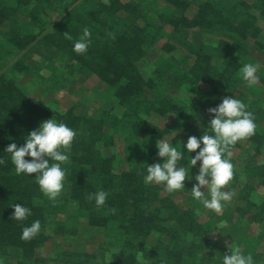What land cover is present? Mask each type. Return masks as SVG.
Instances as JSON below:
<instances>
[{"label":"trees","instance_id":"trees-1","mask_svg":"<svg viewBox=\"0 0 264 264\" xmlns=\"http://www.w3.org/2000/svg\"><path fill=\"white\" fill-rule=\"evenodd\" d=\"M230 95L255 131L230 146L234 195L220 213L191 196L199 161L181 190L146 184L156 140L176 133L182 149ZM51 117L75 131L55 200L2 152ZM0 160V264H221L225 242L264 264V0H0ZM15 203L31 215L12 219ZM34 220L40 231L21 239Z\"/></svg>","mask_w":264,"mask_h":264},{"label":"clouds","instance_id":"clouds-1","mask_svg":"<svg viewBox=\"0 0 264 264\" xmlns=\"http://www.w3.org/2000/svg\"><path fill=\"white\" fill-rule=\"evenodd\" d=\"M90 36L89 29L84 27L80 38L73 42L72 50L77 54L85 53L91 43ZM257 68L255 64H243L241 77L248 86L257 83ZM207 112L210 119L206 126L200 125L204 128L203 132L199 137L189 135L183 143V151L172 142L176 133L170 138L156 140V156L162 160L146 163L143 180L146 184H162L168 192L181 190L185 188L186 178L193 179V176L189 175L190 168L197 166L199 161L198 171L194 175L195 183L191 186V196L204 208L220 213L223 204L230 201L234 195L232 191L224 190L233 176L230 146L253 135L255 124L253 114L246 110V105L232 95L221 97L220 102L214 107H209ZM197 123L199 125V119ZM74 136L73 129L51 117L29 130L24 137V143L19 146L15 142L9 143L2 152L10 154L17 175L23 173L33 176L41 192L49 200H55L64 187L65 169L61 164L69 160L67 153ZM26 156L31 159H25ZM182 158L187 160L188 167L180 162ZM2 162L0 160V163ZM204 189L207 190V195ZM107 195L104 190H98L89 193L88 198L94 199L99 207L105 203ZM10 206L13 209L11 218L14 220L23 221L31 215V209L21 203ZM40 228V221L34 220L22 228L20 238L29 240ZM225 244L226 252L222 256L221 264H254L252 255L242 253L238 245L232 242Z\"/></svg>","mask_w":264,"mask_h":264},{"label":"rangeland","instance_id":"rangeland-1","mask_svg":"<svg viewBox=\"0 0 264 264\" xmlns=\"http://www.w3.org/2000/svg\"><path fill=\"white\" fill-rule=\"evenodd\" d=\"M75 5V4H74ZM77 5H80V4H77ZM37 47L38 46H40V49L41 50H45V48H44V46L43 45H41L40 44V42H38L37 41ZM28 51H31V53H32V56L34 57L35 56V58L37 57V55H38V53H41V51H39L38 53L37 52H35L36 51V46H33V48H31L30 50H28ZM48 58V57H47ZM43 59V58H42ZM141 156V153H139L138 151H137V157L139 158ZM54 264V262L52 261V260H50L49 259V262L47 263V264Z\"/></svg>","mask_w":264,"mask_h":264}]
</instances>
